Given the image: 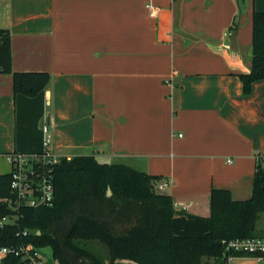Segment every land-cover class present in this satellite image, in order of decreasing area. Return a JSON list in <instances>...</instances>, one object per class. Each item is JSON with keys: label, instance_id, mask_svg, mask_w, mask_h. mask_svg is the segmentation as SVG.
I'll list each match as a JSON object with an SVG mask.
<instances>
[{"label": "crops", "instance_id": "crops-1", "mask_svg": "<svg viewBox=\"0 0 264 264\" xmlns=\"http://www.w3.org/2000/svg\"><path fill=\"white\" fill-rule=\"evenodd\" d=\"M254 11L264 0L242 13L235 0H0L12 70L51 76L29 98L0 73V161L41 153L50 136L61 157L162 176L160 191L190 215L210 217L214 188L249 199L264 155V81L245 95L239 78L252 67Z\"/></svg>", "mask_w": 264, "mask_h": 264}, {"label": "trees", "instance_id": "trees-1", "mask_svg": "<svg viewBox=\"0 0 264 264\" xmlns=\"http://www.w3.org/2000/svg\"><path fill=\"white\" fill-rule=\"evenodd\" d=\"M235 1L242 13L245 0ZM252 22V67L239 75L245 95L254 83L264 81V12L254 11ZM236 27L234 21L231 29ZM0 73L12 74L14 94L29 98L44 91L51 79L48 72L12 70L11 39L5 29H0ZM53 175V205L24 208L18 224L0 233V246L48 247L57 264H115L118 260L228 264L230 258L254 256L226 252V242L264 234L257 227L264 214L262 163H256L249 199L236 201L228 190L212 189L207 218L177 210L172 197L160 191L162 176L150 175L127 161L105 163L94 155L62 157ZM10 182V173L0 175V197L10 195ZM7 213L0 207V216ZM25 229L31 232L29 237L17 235ZM94 242L107 248L104 259L87 247ZM4 264L26 262L10 256Z\"/></svg>", "mask_w": 264, "mask_h": 264}, {"label": "built area", "instance_id": "built-area-1", "mask_svg": "<svg viewBox=\"0 0 264 264\" xmlns=\"http://www.w3.org/2000/svg\"><path fill=\"white\" fill-rule=\"evenodd\" d=\"M48 133V129L45 128ZM6 160L11 165L10 195L0 197V207H4L8 213L0 216V233L9 226H16L21 211L24 208H39L52 206L55 200L54 166L61 160L51 145V138L47 136L44 150L34 155L21 153L5 154ZM257 163L264 164V155L256 157ZM231 162V161H229ZM165 184L160 185V189ZM28 229L18 231L21 238L29 237ZM226 252H237L254 256L260 262H264V234L249 239H236L225 243ZM38 247L31 244L20 246H0V264L10 257H20L26 264H43ZM231 259V258H230ZM54 264H57L54 262Z\"/></svg>", "mask_w": 264, "mask_h": 264}, {"label": "rangeland", "instance_id": "rangeland-1", "mask_svg": "<svg viewBox=\"0 0 264 264\" xmlns=\"http://www.w3.org/2000/svg\"><path fill=\"white\" fill-rule=\"evenodd\" d=\"M0 171L2 173L5 172V174L10 173L11 172V165H10V163H7L6 161H3V162L0 161ZM261 226L262 225H261L260 221H258L257 227L260 229ZM87 247L90 248V249H92L93 251L97 252L98 255L101 256L102 258L105 257L108 254L107 248L105 246L101 245L98 242L87 243ZM39 254H40L41 258H42V263L43 264H54V260H53V256H52V252H51V249L50 248H48V247L47 248H42L39 251ZM243 262H245V259L235 258L231 264H244Z\"/></svg>", "mask_w": 264, "mask_h": 264}, {"label": "water", "instance_id": "water-1", "mask_svg": "<svg viewBox=\"0 0 264 264\" xmlns=\"http://www.w3.org/2000/svg\"><path fill=\"white\" fill-rule=\"evenodd\" d=\"M108 194H109V195L111 194V191H110V190L108 191Z\"/></svg>", "mask_w": 264, "mask_h": 264}]
</instances>
